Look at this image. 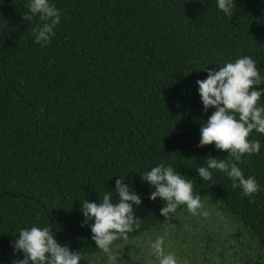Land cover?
<instances>
[{"label": "trees", "instance_id": "obj_1", "mask_svg": "<svg viewBox=\"0 0 264 264\" xmlns=\"http://www.w3.org/2000/svg\"><path fill=\"white\" fill-rule=\"evenodd\" d=\"M29 2L0 0V264H20L12 241L34 225L79 252L80 264H110L91 238L94 220L82 226L81 203H100L104 193L118 203L122 175L142 203L134 205L140 228L111 245L115 264H159L144 250L151 236L164 237L178 264H264V134L253 130L260 152L238 165L259 185L252 197L222 172L213 171L216 184L197 172L209 155L228 156L214 144L198 147L216 109L204 112L197 81L205 66L219 70L243 56L264 77V0H234L232 18L218 0H49L61 22L43 46L33 32L38 16L22 18ZM160 164L232 217L208 216L195 233L180 215L185 205L163 217L165 203L151 200L155 189L141 179ZM124 245L144 257L121 255Z\"/></svg>", "mask_w": 264, "mask_h": 264}, {"label": "clouds", "instance_id": "obj_2", "mask_svg": "<svg viewBox=\"0 0 264 264\" xmlns=\"http://www.w3.org/2000/svg\"><path fill=\"white\" fill-rule=\"evenodd\" d=\"M29 13H23L22 18L31 22L38 16V24L33 32L35 42L50 44L55 29L61 22V12L49 0H30L27 5ZM234 0H218V8L228 17H233ZM204 69L208 72L206 79L197 81L204 112L214 107L216 110L205 121L201 128V138L198 147L215 145V148L228 153L227 158L220 159L209 155L205 158L206 166L197 168L198 176L205 182L213 180V171L224 173L232 182L233 189H242V196L252 197L259 191L255 177H245L238 166L245 155L260 152L259 140H250V134L255 130L264 134V107L259 106L264 87L254 90L253 86L264 85V77L260 75L256 62L250 56H243L234 62H226L219 70ZM126 176L116 180L115 193L118 203H114L111 193H104L101 202H91L85 199L81 210L85 219L82 226L90 221L92 240L97 248L108 257L110 264H115L116 254L111 245L118 239L128 240V233L140 228V218L135 215L134 205L142 203L141 197L125 183ZM141 179L153 186L155 191L150 199L158 197L165 203L160 214L168 218L177 208L185 205L192 215L207 218L210 212L204 209L199 195L193 194V184L184 178L171 166L160 164L148 172H143ZM207 184V183H206ZM19 236L12 241L14 252L24 254L20 264H80L79 252L72 251L62 245L49 227L32 226L18 231ZM165 239L158 237L151 243L152 254L159 264H178L175 254L166 253Z\"/></svg>", "mask_w": 264, "mask_h": 264}, {"label": "rangeland", "instance_id": "obj_3", "mask_svg": "<svg viewBox=\"0 0 264 264\" xmlns=\"http://www.w3.org/2000/svg\"><path fill=\"white\" fill-rule=\"evenodd\" d=\"M201 202L203 203V205H204V209H206V210H208L209 212H210V215L209 216H212V215H215L216 216V219H218V220H220V221H223V220H225L226 219V216H229V219H230V217H232L230 214H228V211L225 209V207H224V205H223V203L222 202H220V201H217L216 199H214V197L213 196H207V197H205V198H203L202 200H201ZM181 217L183 218V220L185 221V227L187 228V229H191V232L192 233H195L196 231H197V229L199 228H202V227H206V225L205 224H207L205 221L206 220H208V221H212V220H214V219H212V218H209V217H207V218H205V217H203V216H201V215H192V214H190L189 212H188V210L186 209L185 211H182L181 212ZM216 221V220H215ZM225 222V221H224ZM239 225L240 224H238V223H230V222H225V226L226 227H229V228H234V229H236V228H238L239 227ZM179 225L178 224H175V228H177ZM249 235H247L246 237H248ZM152 237V240L150 241V240H148V241H144L143 242V244L144 245H146V248L144 249V250H149V249H151V247H150V245H149V243H152V242H154L157 238H155V237H153V236H151ZM197 243H204V240H201V239H197V241H196V244ZM136 246V247H140V246H138L135 242L133 243V246ZM127 245H124V248H122V252H121V255H124L125 253H127V252H129L130 251V249L131 248H127L126 247ZM132 246V248H136V247H133ZM116 249V248H115ZM118 250H119V248H117L116 250H115V252L118 254ZM143 250V251H144ZM152 250V249H151ZM145 252V251H144ZM136 252H131L130 251V259H134V257L135 258H142V257H144V256H142L141 254L143 253V252H141V251H139V253H137V254H135ZM129 254H128V256H129ZM197 255V256H196ZM195 255V258L197 259L198 258V260H203L204 259V255L202 254H196ZM214 261H215V257L214 258H212Z\"/></svg>", "mask_w": 264, "mask_h": 264}]
</instances>
